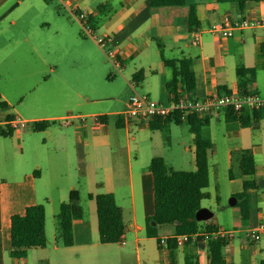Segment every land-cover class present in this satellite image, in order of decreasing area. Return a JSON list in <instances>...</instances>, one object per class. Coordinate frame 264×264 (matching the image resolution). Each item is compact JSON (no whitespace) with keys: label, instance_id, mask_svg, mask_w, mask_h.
<instances>
[{"label":"crops","instance_id":"0c3cea01","mask_svg":"<svg viewBox=\"0 0 264 264\" xmlns=\"http://www.w3.org/2000/svg\"><path fill=\"white\" fill-rule=\"evenodd\" d=\"M190 5L196 8L198 26L188 30ZM77 12L86 14L90 36L74 17ZM224 18L264 20V1H247L239 10L235 3L216 0H185L176 7H151L148 0H0V129L14 118L26 124L12 130L11 136L0 135V264H184L185 254L195 255L198 264H207L204 240L194 239L170 250L145 234V218L153 212L150 160L161 157L166 165V154L194 156L188 121L176 124L171 117L168 122V117L160 122L124 120L118 111L109 113L116 115L111 132L107 113L86 111L87 103L99 99L95 84L91 81L87 88L81 77L84 70L111 69L93 40L104 37L119 64L122 78L117 80L127 101L133 93L129 81L139 71L143 76L134 83V91L161 103L175 95L203 99L212 94H244V89L260 95L264 55L258 46L264 43V27L235 30L231 37L215 36L209 28ZM196 32L198 40L193 39ZM183 59L190 62L195 77V87L189 91L178 73ZM247 69L253 72L239 74ZM173 78L171 92L168 84ZM86 116L91 118L88 124ZM95 116L106 119L95 124ZM239 118L213 112L203 134L213 144L210 127L213 122L223 123L229 162L234 159L237 164L240 150L252 151L254 175L240 174L241 190L245 179L256 183L251 192V223L242 227L237 215V227L232 229L210 220L203 225L237 231L238 236L234 234L223 248L224 264H259L264 258V238L251 242L246 231L264 223V183L259 185L264 182V110L257 111L255 120L250 117L249 126H241ZM40 121L54 124L42 132L32 131L30 125ZM171 125H186L190 137L174 141ZM36 133L42 138L38 140ZM71 190L79 193L82 215L73 220V244L64 247L57 213ZM101 193L112 194L122 211L125 229L117 243L103 244L98 239L95 201L87 194ZM36 204L45 209L46 245L29 249L25 257L12 258L10 218ZM172 232V226L165 227L158 238L172 236Z\"/></svg>","mask_w":264,"mask_h":264},{"label":"trees","instance_id":"16d2710c","mask_svg":"<svg viewBox=\"0 0 264 264\" xmlns=\"http://www.w3.org/2000/svg\"><path fill=\"white\" fill-rule=\"evenodd\" d=\"M50 2L51 0H45ZM218 3H235L239 10L243 9L247 1L263 2L264 0H216ZM151 7H176L182 6L185 0H148ZM187 29L198 26L196 8L194 5L188 6L186 19ZM259 51L264 55V43L259 46ZM243 73H252L253 69L241 70ZM178 73L186 90L195 87V77L190 68V62L183 59L178 67ZM142 72L134 74L131 82L137 83L142 80ZM176 78L168 84L171 92H174ZM247 94L246 89L243 90ZM176 95L174 96V98ZM173 99V98H172ZM243 111L239 116L240 125L249 126L257 117V111ZM234 117V114H230ZM252 117L253 120H250ZM105 116H99L100 122L105 121ZM157 118L158 122L163 121ZM168 117L165 122H168ZM0 129V135L11 136L12 129L9 122ZM187 124L189 131L193 134L194 142V170H174L165 165L161 157H154L150 160L148 169L152 175L153 183V212L145 218V234L147 237H156L161 229L172 226V236L167 237L166 246L173 250L177 247L174 237L185 235L189 238L185 244L191 242L190 237L196 236V240H205L207 264H224L223 248L229 240L224 238H211V234L217 229L213 224L201 225L194 219L196 211L200 208V202L209 198V193L205 189L209 185L208 176V151L213 148L208 136L203 134V128L208 126L207 117L188 116ZM174 122L181 121L174 118ZM54 122L40 121L30 125L34 132H42L53 125ZM164 135L167 129L161 125ZM166 137V135H165ZM237 167L244 177H251L256 171L253 153L250 149H243L237 153ZM256 183L252 179L242 181V190L233 196L236 200L234 207L242 227L250 225L252 220L251 192ZM88 199L95 201L97 232L100 243L113 244L121 240L124 233V223L121 208L115 203L112 194L101 193L95 196L87 194ZM82 208L79 203V193L71 190L68 193L67 201L59 205L57 220L59 223V239L64 247L73 244V220L81 217ZM45 209L42 204H36L25 208L23 214L13 215L10 218V256L12 258L25 257L27 251L32 248H44L46 245V235L44 227ZM207 238L204 239V235ZM184 264H198L195 255L185 254ZM259 264H264V258Z\"/></svg>","mask_w":264,"mask_h":264},{"label":"rangeland","instance_id":"374dc122","mask_svg":"<svg viewBox=\"0 0 264 264\" xmlns=\"http://www.w3.org/2000/svg\"><path fill=\"white\" fill-rule=\"evenodd\" d=\"M105 60L107 63L110 64V67L103 69L101 68L100 71H96L95 73L91 71H83L81 79L84 81L85 85L87 86L91 81L95 84L96 95H98V101L93 103L86 104V111H94V112H101V113H115L118 111H124L126 109L127 104V95L124 96L122 83H120L117 79L122 78V74L118 73L117 70L112 66L111 62L108 60L106 55H104ZM85 78V80H84ZM94 79V80H90ZM131 81H129L130 83ZM88 88V86H87ZM260 95H264V86L258 88ZM259 95V96H260ZM116 115L110 114L108 116V125L109 129L112 132L113 126L112 123L114 122ZM87 124L90 123L91 118L86 116ZM222 122H213L212 126L210 127V131L213 136V144L214 147L212 152L208 154V174H209V185L205 189L210 195L208 199H203L200 202V207L209 210L212 213V218L209 219L210 221H216L219 225L223 226L227 229H232L233 227H237L235 222L237 221V214L236 208L231 205V202L234 198V193L241 190V179L242 176L239 173L237 168L236 161L233 159L229 162L227 159L226 153V145L224 140V129H223ZM172 130V139H184L186 140V136L188 138L190 135L187 133L186 125L182 127H175L171 125ZM209 130V129H208ZM163 133V132H162ZM166 135V134H165ZM163 133V138L166 141ZM39 139L42 138L41 133L34 134ZM14 138V137H13ZM190 140V139H189ZM116 138L112 136V143L113 146H116ZM122 145L126 146L124 139H122ZM132 142L130 147L132 148ZM172 147L176 150L177 146L173 143ZM167 160L166 165L174 170H186L191 171L194 170V163H193V154H187L182 157H177V154L174 155L166 154ZM88 163V160H85ZM72 165L75 164L74 160H71ZM82 166L79 164L78 167ZM43 175L45 174V170H41ZM125 171V170H123ZM39 184V181L37 182ZM54 189L51 188V192ZM249 192L252 190L249 189ZM55 195V194H54ZM55 197V196H54ZM56 198H54L55 200ZM63 201H67L66 196H64ZM253 202V200H252ZM54 202V206H55ZM58 208L54 207V210L57 211ZM49 214V208H48ZM49 216V215H48ZM208 220V221H209ZM203 225L204 222H199ZM235 236H238L237 231H234ZM237 240V239H236Z\"/></svg>","mask_w":264,"mask_h":264},{"label":"built area","instance_id":"2783aa9c","mask_svg":"<svg viewBox=\"0 0 264 264\" xmlns=\"http://www.w3.org/2000/svg\"><path fill=\"white\" fill-rule=\"evenodd\" d=\"M74 17L80 22L83 32L90 36V28L87 26V18L84 12H77ZM264 27L262 19L241 18L232 20L224 18L218 24H213L209 30L218 37H231L235 30L251 29ZM93 38V37H92ZM199 33H193V39L198 40ZM96 44L104 51L106 57L111 62L115 70L119 71V64L115 59L112 51L107 48V40L104 37L93 39ZM129 87L133 91L126 104V109L120 113L124 120L149 121L157 118H178L180 121H186L188 116L195 115L203 118L209 116L213 112H223L239 116L243 111L264 110V97L256 93L247 94H212L203 99H192L184 95H178L167 103H161L150 99L147 95L139 94L134 91V82L129 83ZM95 124L100 123L99 116L93 118ZM12 130L25 128L24 121L14 118L9 122ZM204 239L207 235L204 233ZM234 235L232 230L218 229L210 236L213 239L224 238L231 239ZM247 239L251 242L259 241L264 238V223L257 224L248 228L246 231ZM167 237H160L158 244L166 245ZM196 239V236L190 237V240ZM177 246L184 245L189 238L185 235L174 237ZM205 241V240H204Z\"/></svg>","mask_w":264,"mask_h":264},{"label":"water","instance_id":"95a60500","mask_svg":"<svg viewBox=\"0 0 264 264\" xmlns=\"http://www.w3.org/2000/svg\"><path fill=\"white\" fill-rule=\"evenodd\" d=\"M264 182H259V185H262ZM250 190H255V189H250ZM236 203V200L235 198H233L232 202H231V205H235ZM212 217V213L205 209V208H199L195 215H194V219L197 221V222H204V221H208L210 218Z\"/></svg>","mask_w":264,"mask_h":264}]
</instances>
